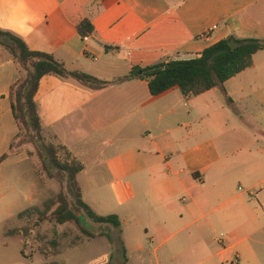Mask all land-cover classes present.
<instances>
[{
  "label": "crops",
  "instance_id": "obj_1",
  "mask_svg": "<svg viewBox=\"0 0 264 264\" xmlns=\"http://www.w3.org/2000/svg\"><path fill=\"white\" fill-rule=\"evenodd\" d=\"M85 20L95 32L82 38ZM0 30L70 72L114 83L97 90L46 76L35 101L43 136L84 166V202L122 222L128 259L264 264V50L199 96L115 84L134 67L199 58L230 37L264 41V0H0ZM20 77L0 45V174L15 164L10 92ZM105 253L99 264H109Z\"/></svg>",
  "mask_w": 264,
  "mask_h": 264
},
{
  "label": "trees",
  "instance_id": "obj_2",
  "mask_svg": "<svg viewBox=\"0 0 264 264\" xmlns=\"http://www.w3.org/2000/svg\"><path fill=\"white\" fill-rule=\"evenodd\" d=\"M77 29L82 38L90 37L95 32L93 24L88 20L81 22ZM231 43H237L238 48L232 49ZM0 45L12 55L21 73L20 79L11 87L10 92L13 115L19 130L21 132L24 129L30 137L47 177L66 183L65 190H62L55 200L47 202L45 210L35 206L23 211L17 218L20 221L34 218L38 226L46 222H55L60 226L75 224L88 240L102 237L108 239L112 246L109 264H116L117 257L122 259L123 264H127L129 259L122 238V222L117 215H98L84 202L77 180L84 166L74 159L64 146L46 143L35 101L40 83L46 76L74 79L97 90L114 83L99 81L82 72H70L52 55L30 50L20 37L12 33L0 30ZM261 50H264V41L230 37L207 48L199 58L157 63L146 68L134 67L130 75L119 79L115 84L139 79L148 82L152 96H159L174 88H179L184 96H199L223 86L251 68L253 57ZM89 222L95 224L98 229H89ZM30 233L27 229H8L4 236H24L27 239ZM58 246V242L53 240L52 247ZM22 254L29 258L24 252Z\"/></svg>",
  "mask_w": 264,
  "mask_h": 264
},
{
  "label": "rangeland",
  "instance_id": "obj_3",
  "mask_svg": "<svg viewBox=\"0 0 264 264\" xmlns=\"http://www.w3.org/2000/svg\"><path fill=\"white\" fill-rule=\"evenodd\" d=\"M44 139L47 144H52L47 138ZM13 148L15 155L11 157L15 164L0 174V264H30L21 257L20 251L36 261L34 264H67L69 256L73 258L68 264H84V261L99 264L105 252L112 253L108 239L88 240L75 224L60 226L55 222H46L38 226L34 218L24 221L17 218L30 207L38 206L45 210L47 202L55 200L65 190L66 183L47 177L35 146L24 129L16 138ZM87 199L90 200L91 196ZM15 213L12 219L6 221ZM87 227L98 229L92 222ZM8 229H27L31 233L27 239L24 236L5 238L4 233ZM2 234L5 243L10 244L8 248L3 245ZM53 240L58 242L57 248L52 247ZM129 253L133 256L131 251ZM116 264H123L120 257L116 258ZM127 264H147V259L130 257Z\"/></svg>",
  "mask_w": 264,
  "mask_h": 264
},
{
  "label": "water",
  "instance_id": "obj_4",
  "mask_svg": "<svg viewBox=\"0 0 264 264\" xmlns=\"http://www.w3.org/2000/svg\"><path fill=\"white\" fill-rule=\"evenodd\" d=\"M230 45L232 49H236L239 46L237 43H231Z\"/></svg>",
  "mask_w": 264,
  "mask_h": 264
}]
</instances>
